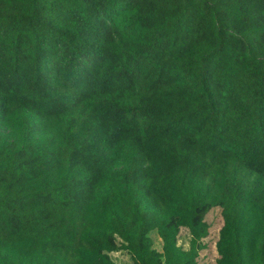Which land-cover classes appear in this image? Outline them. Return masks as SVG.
<instances>
[{
  "label": "trees",
  "instance_id": "obj_1",
  "mask_svg": "<svg viewBox=\"0 0 264 264\" xmlns=\"http://www.w3.org/2000/svg\"><path fill=\"white\" fill-rule=\"evenodd\" d=\"M215 209L264 264V0H0V264H198Z\"/></svg>",
  "mask_w": 264,
  "mask_h": 264
},
{
  "label": "rangeland",
  "instance_id": "obj_2",
  "mask_svg": "<svg viewBox=\"0 0 264 264\" xmlns=\"http://www.w3.org/2000/svg\"><path fill=\"white\" fill-rule=\"evenodd\" d=\"M205 222L209 225V234L206 239L203 240L205 244V249L200 252L198 257V264H216L217 253L215 244L218 239V233L222 225V219L220 216V211L218 209L212 210L205 217ZM150 237L153 241V248L157 251H161L162 242L156 233L152 232ZM189 235L185 229H181L178 236V245L183 249L188 248ZM114 264H133L130 257L126 252L120 251L116 253H111Z\"/></svg>",
  "mask_w": 264,
  "mask_h": 264
}]
</instances>
